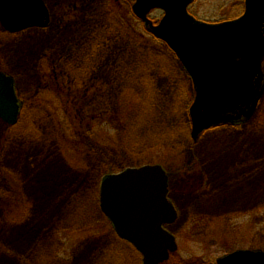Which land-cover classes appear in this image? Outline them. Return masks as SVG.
<instances>
[{
	"label": "rangeland",
	"instance_id": "1",
	"mask_svg": "<svg viewBox=\"0 0 264 264\" xmlns=\"http://www.w3.org/2000/svg\"><path fill=\"white\" fill-rule=\"evenodd\" d=\"M134 2L44 0L46 26L0 25V70L25 103L17 125L0 120V264H143L99 198L105 175L147 164L166 167L179 212L167 228L179 249L164 264L264 250V95L247 123L194 141L180 112L194 99L189 79L169 73ZM190 11L231 20L244 0H196Z\"/></svg>",
	"mask_w": 264,
	"mask_h": 264
},
{
	"label": "water",
	"instance_id": "2",
	"mask_svg": "<svg viewBox=\"0 0 264 264\" xmlns=\"http://www.w3.org/2000/svg\"><path fill=\"white\" fill-rule=\"evenodd\" d=\"M195 0H135L132 10L165 41L190 75L192 138L221 124L249 120L264 95V0H245L233 20L205 22L189 12ZM162 10L155 24L149 15ZM50 14L44 0H0V23L10 32L44 27ZM16 80L0 70V119L18 122L22 109ZM169 177L159 164L127 168L103 177L100 202L120 237L142 253L144 264H162L178 250L166 229L178 219L169 200ZM209 264H264V250L239 249Z\"/></svg>",
	"mask_w": 264,
	"mask_h": 264
},
{
	"label": "trees",
	"instance_id": "3",
	"mask_svg": "<svg viewBox=\"0 0 264 264\" xmlns=\"http://www.w3.org/2000/svg\"><path fill=\"white\" fill-rule=\"evenodd\" d=\"M132 10H130V14L133 16V18L136 16L133 14V12H131ZM137 19V18H136ZM129 23V22H128ZM131 23V22H130ZM129 23V24H130ZM146 32L148 33V36L150 37V39L152 41H154L155 43H157L156 45V49L155 50H158V52L160 53V55L164 56V52L165 54L167 55L168 57V61L170 62L171 66H170V69H173L175 70V72L171 71L170 70V74H175L176 75V68L179 69V71L187 78L189 79V85L191 87V90L193 91V84H192V80L190 78V76L188 75V73L186 72V70L183 68V66L181 65V63L179 62L176 54L174 53V51L168 47L162 40H160L159 38H157L156 36H154L152 33H150L146 28H145ZM107 40H115L114 38H108ZM137 40V39H135ZM140 43L143 45V42L140 41ZM150 44L146 47H149ZM154 53V52H153ZM146 56V55H145ZM150 59H152V61L154 62L153 60V57ZM177 64V66H176ZM149 67V66H148ZM181 68V69H180ZM150 69L151 71H155V74H161L159 69L157 70L155 66H152V68H148ZM157 70V71H156ZM160 79V76L158 77V80ZM182 106V107H181ZM189 107L190 105L189 104H183V105H180V112H183V117H184V120H186V123H187V126H189V130H190V135H191V122H190V116H189ZM105 115V114H104ZM93 117V116H92ZM119 130V129H118ZM108 167L110 168L109 164H108Z\"/></svg>",
	"mask_w": 264,
	"mask_h": 264
},
{
	"label": "flooded vegetation",
	"instance_id": "4",
	"mask_svg": "<svg viewBox=\"0 0 264 264\" xmlns=\"http://www.w3.org/2000/svg\"><path fill=\"white\" fill-rule=\"evenodd\" d=\"M22 102H23V103H22V104H23L22 107H24V104H25V103H24L23 100H22ZM5 123H6V122H5ZM18 123H19V121L17 122V124H18ZM6 124H7V123H6ZM17 124H16V125H17ZM7 125H8V126H11V125H9V124H7ZM13 126H15V125H13ZM204 179H205V175H204ZM169 189H170V190H169V197H170L171 189H172V188H171V185H170ZM168 227H169V226H168ZM168 227H167V228H168ZM122 241H123V240H122ZM126 243H127V242H126ZM127 244H128V243H127ZM129 246H131L132 248H134V247H133L132 245H130V244H129ZM171 256H172V255H171ZM208 263H210V262H208ZM203 264H205V263H203Z\"/></svg>",
	"mask_w": 264,
	"mask_h": 264
}]
</instances>
